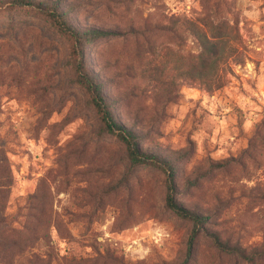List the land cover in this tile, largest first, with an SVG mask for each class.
I'll use <instances>...</instances> for the list:
<instances>
[{
    "label": "rangeland",
    "instance_id": "obj_1",
    "mask_svg": "<svg viewBox=\"0 0 264 264\" xmlns=\"http://www.w3.org/2000/svg\"><path fill=\"white\" fill-rule=\"evenodd\" d=\"M5 1L0 151L13 183L3 214L25 239L14 264L32 254L47 264H264L223 253L202 235L186 258L191 223L164 208L160 170L130 166L123 144L100 133L88 94L73 81L70 40L35 9ZM60 2L73 26L119 32L86 42L82 60L105 77L104 93L120 99L115 117L141 109L144 148L187 151L176 162L177 201L208 211V228L246 249L264 242V0ZM188 21L230 25L236 53L225 63L224 86L208 92L184 81L175 101L156 105L161 87L144 70L161 59L184 67L198 53ZM222 159L225 167L209 169Z\"/></svg>",
    "mask_w": 264,
    "mask_h": 264
},
{
    "label": "trees",
    "instance_id": "obj_2",
    "mask_svg": "<svg viewBox=\"0 0 264 264\" xmlns=\"http://www.w3.org/2000/svg\"><path fill=\"white\" fill-rule=\"evenodd\" d=\"M5 3L11 8L35 9L47 17L53 26L70 40L69 64L74 75L73 81L88 94V102L100 120V133L112 135L123 144L130 166L145 165L160 170L164 175L165 184L164 208L178 218L191 223V230L186 242V258L191 256L198 236L202 235L219 251L242 261L252 263L258 259H264V242L252 249H246L238 242L232 241L229 235L221 236L219 232L210 230L208 228L210 223L208 211L188 207L177 201L174 180L176 162L182 161L187 156L186 150H177L173 155H168L144 148L140 143L144 139L141 130L144 119L139 113L141 109L122 119L113 115L111 106L116 105L120 99L109 98L104 93L105 77L100 78L87 70L82 60V52L86 42L101 37L116 36L119 32L109 27L73 26L68 20L70 9L68 6L61 5L60 0H6ZM187 23V29L199 49L198 53L189 57L184 67H174L169 61L161 59L157 62V67L144 70L150 73V82L161 87L160 93H154L152 98L156 105L164 106L166 103L175 101L178 88L184 81L197 82L208 92L219 90L224 86L225 63L236 53V46L234 48L228 46L230 25L225 22H211L204 29L189 21ZM237 40L236 37L234 45ZM153 109L157 111L158 108L153 105ZM257 144L250 142L249 145L251 147ZM228 163V159L216 160L210 163L209 169H219ZM9 164V159L3 151H0V264H14V257L23 253L25 244V239L23 240L19 236L18 230L8 225L3 214L13 183ZM189 182L190 180L187 179L186 183ZM24 264L47 263L32 254Z\"/></svg>",
    "mask_w": 264,
    "mask_h": 264
}]
</instances>
